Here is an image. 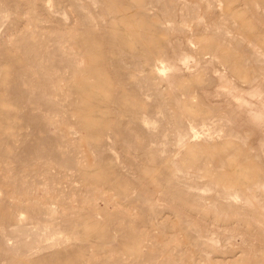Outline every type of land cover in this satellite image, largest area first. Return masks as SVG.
I'll return each instance as SVG.
<instances>
[{
  "label": "rangeland",
  "instance_id": "1",
  "mask_svg": "<svg viewBox=\"0 0 264 264\" xmlns=\"http://www.w3.org/2000/svg\"><path fill=\"white\" fill-rule=\"evenodd\" d=\"M223 261L264 264V0H0V264Z\"/></svg>",
  "mask_w": 264,
  "mask_h": 264
},
{
  "label": "bare ground",
  "instance_id": "2",
  "mask_svg": "<svg viewBox=\"0 0 264 264\" xmlns=\"http://www.w3.org/2000/svg\"><path fill=\"white\" fill-rule=\"evenodd\" d=\"M177 46H178V45H177ZM174 49H175V48H174ZM179 49H180V48H179ZM177 51H178V50H177ZM182 51H183V50H182ZM173 52H174V51H173ZM180 52H181V50H180ZM176 53H177V52H176ZM178 53H179V52H178ZM184 53H185V52H184ZM184 53L182 52L181 54H184ZM173 55H175V53H174ZM175 56H176V55H175ZM181 58H182V57H181ZM179 59H180V58H179ZM183 60L185 61V59H183ZM181 62L183 63V61H181ZM186 62H187V61H186ZM182 63H180V64H182ZM180 64H179V65H180ZM183 64H184V63H183ZM185 68H186V67H185ZM224 257H225V256H224ZM225 259H226V257H225ZM226 261H228V260H226ZM226 261H225V262H226ZM223 262H224V261H223ZM225 262H224V263H225ZM232 262H233V261H232ZM257 262H258V261H257ZM257 262H256V263H257ZM224 263H223V264H224ZM260 263H261V262H260ZM225 264H226V263H225ZM228 264H229V263H228Z\"/></svg>",
  "mask_w": 264,
  "mask_h": 264
}]
</instances>
